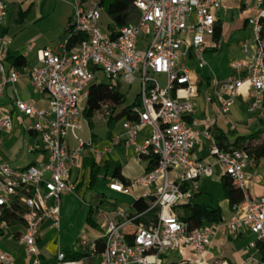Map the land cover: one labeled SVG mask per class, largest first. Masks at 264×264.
Segmentation results:
<instances>
[{
  "label": "built area",
  "instance_id": "built-area-1",
  "mask_svg": "<svg viewBox=\"0 0 264 264\" xmlns=\"http://www.w3.org/2000/svg\"><path fill=\"white\" fill-rule=\"evenodd\" d=\"M224 1L134 0L135 22L105 35L99 24L104 12L100 0H74L68 35L60 50L39 51V65L28 71L31 85L43 91L48 108L15 101L18 111L34 119L31 130L47 152V161L23 169L0 163V221L7 225L5 219H23L20 241L32 257L29 264H41L36 244L39 227L45 220L59 225L61 199L75 192L72 173L81 168L83 156L98 158L110 153L121 140L132 148L137 163L155 160L156 164L129 185L112 180L108 188L127 196L131 187L139 186L143 189L139 198H151L150 206L141 213L115 203L95 207L93 213L104 229L101 237L78 240V248L85 255L81 259H68L58 250L55 264H85L86 258L94 257L98 260L93 264L204 263L213 245L211 234L204 227L190 230L176 208L194 198L200 179L213 174L212 166L203 164L194 154L202 139H212L214 120L196 118V88L189 63L203 68V55L213 46L210 40L216 15ZM6 17L7 5L0 0V28ZM247 23L252 30V45L242 44L244 58L232 60L229 76L221 82L214 80L213 87L220 115L229 112L246 87L247 113L264 119V8L250 13ZM73 36L78 41L67 49V41ZM6 57L0 36V101L6 85L14 84L19 77L18 71H7ZM99 72L112 87L137 84L139 100L126 109L120 121L122 133L105 151L94 147L90 137L79 135L88 91ZM112 108L104 104L96 114L109 118L118 111ZM144 128L148 134L138 144ZM11 129L12 117L0 104V132L9 133ZM69 137L75 145H70ZM212 154L222 164L223 175L243 197L232 207L224 229L232 234L248 229L256 240L264 239V186L257 197L248 190L246 168L253 163L252 158L245 150L224 152L216 144ZM250 246L254 248L255 242ZM190 254L193 260L185 258ZM0 264H13L10 255L0 253Z\"/></svg>",
  "mask_w": 264,
  "mask_h": 264
},
{
  "label": "crops",
  "instance_id": "crops-1",
  "mask_svg": "<svg viewBox=\"0 0 264 264\" xmlns=\"http://www.w3.org/2000/svg\"><path fill=\"white\" fill-rule=\"evenodd\" d=\"M246 3L248 8L245 7ZM32 6L33 4L26 8L24 14L20 10V15L22 14L23 18L19 15L12 25L8 23L7 13L4 26L0 28V36L4 41L7 57L9 55L21 56L25 61L23 66L16 67L6 60L7 71L16 70L19 77L14 84L6 85L0 101L1 107L8 111L12 117L11 131L9 133L0 132V163H9L16 169H23L47 161V152L42 149L39 137L31 130L34 119L18 111L15 101L21 100L34 105L36 108H48V100L45 94L31 85L28 71L39 65L37 58L39 51L46 48L60 50L68 35L70 22L69 20L67 26L64 27L61 24L59 27L40 31L36 24L42 17L35 14L26 17ZM260 6L261 4L258 5L256 0H225L221 10L216 15L217 23L221 24L222 28L219 41L210 40L213 46L203 55V68L199 69L194 62L189 63L193 71L192 81L196 88V95L193 98L196 118L202 120L205 117H210L214 120V127L211 130L212 139H202L194 148L197 159L205 165L212 166L213 174L210 177L200 179L199 191L194 196L193 201L196 205L204 206L207 209L219 208L222 216L221 222L204 227L211 234L213 245L206 253L203 264H216L222 261L227 264H264L257 247L250 246L256 241L255 235L248 229L232 234L223 227V224L231 217L232 207L225 198L221 182L224 176L223 166L212 154L213 145L216 144L215 135L218 134H222L229 143L234 142L237 138L255 133H259L257 142L264 141V119L247 113V88L245 87L242 95L235 99L229 112L226 115H220L213 87L214 80L221 82L229 76L232 60L244 58L242 44L246 43V38L243 36V32L250 30L252 36L247 17L250 13L256 14L257 9L261 8ZM248 9L249 12H247ZM241 96L244 98L241 104V109L244 111L243 117L240 116L239 109L233 110L237 99ZM117 123H119L117 130L108 132L105 140H98L93 133L85 139L90 137L94 147L99 151H105L112 145V141L122 133L120 121ZM82 132L83 129L79 135ZM147 134L148 129L144 128L137 139V143L140 144ZM68 140L70 145H75L71 137ZM123 146L127 161L133 160L141 168L136 177L147 171L148 161L143 160V162L137 163L132 148L126 147L124 140H121L119 145L113 148L110 153L98 158L83 156L81 168L72 173V179L76 183L75 192L66 194L61 199L59 225L54 226L50 220H45L39 227L36 244L39 249L41 264H55L58 250L65 254L66 251L81 254L78 248V240L82 237L90 241L101 237L104 229L99 225L100 222L93 213L95 207L103 208L108 204L112 206V203L118 205L129 200L134 201L140 197H135L131 193L127 196L117 194L109 190L108 184L110 182L101 179L97 181L92 191L88 188L90 170L88 166L84 165V160L93 158L97 165H102L109 156L121 166L120 154L116 150L123 148ZM246 173L249 180L250 195L252 197L259 196L262 192V186H264V159L253 161L246 168ZM123 177L127 181L126 185H129L131 180ZM80 189L90 191L89 202L80 200L77 194ZM88 219H91L96 225L95 228L88 224ZM9 221L7 225H3L0 221V253L9 254L13 264H29L32 257L20 241V235L24 231V223L23 221H14V219ZM177 258L179 259V257ZM185 258L194 259L191 254ZM93 259L95 261L92 262L90 261L91 258H86L84 263L93 264L98 260L96 257Z\"/></svg>",
  "mask_w": 264,
  "mask_h": 264
},
{
  "label": "trees",
  "instance_id": "trees-1",
  "mask_svg": "<svg viewBox=\"0 0 264 264\" xmlns=\"http://www.w3.org/2000/svg\"><path fill=\"white\" fill-rule=\"evenodd\" d=\"M134 0H100V4L104 9V13L112 22V26L109 27L111 32H114V29H119L124 26L131 25L135 22L137 18V11L133 8ZM221 24L216 23L215 33L212 36L214 42H218L221 36ZM77 38L70 37L67 41V49L73 47ZM7 62L12 63L13 66L21 67L24 65L25 61L21 56L9 55L6 58ZM94 71L97 68H93ZM125 97L122 93L118 91V87H112L109 83L102 82L96 79L89 88L88 97L85 102L84 109V118L91 125L92 117L100 112L104 104L109 103L113 106V111L117 110V113L112 115L108 119V124L112 125L115 122H119L122 119V116L126 114V109L130 106H124ZM138 96L134 99V103H138ZM259 133L251 134L248 136L237 138L234 142L229 143L222 134L215 135L216 146L224 151L229 152L232 150L242 149L248 152L249 156L253 161L264 159V141H258ZM156 161L149 160L147 164V170L155 167ZM84 165L89 167V189H93L95 184L99 179L107 182L112 180H119L124 184H127L126 179L117 171L120 167V164L117 161L108 158L103 162L102 165H97L93 158H86L84 160ZM222 186L224 190L225 198L228 200L230 207L240 203L242 201L241 191L232 185L231 179L224 175L222 177ZM152 199H143L137 198L133 201L131 209H134L136 212H144L150 206ZM183 209L182 213H177L179 218L188 225L190 230L203 228L209 224H217L221 222V210L218 209H207L204 206L196 205L192 200H189L187 203L177 207L176 209ZM20 214L23 213V210L19 211ZM7 222H10L8 219H5ZM14 221H23L21 217L14 219ZM88 224L95 228L96 225L88 219ZM255 246L257 247L261 260L264 262V239L256 240ZM100 245L98 244V249L100 250ZM68 259H81L85 257L84 254L71 253L66 251Z\"/></svg>",
  "mask_w": 264,
  "mask_h": 264
},
{
  "label": "rangeland",
  "instance_id": "rangeland-1",
  "mask_svg": "<svg viewBox=\"0 0 264 264\" xmlns=\"http://www.w3.org/2000/svg\"><path fill=\"white\" fill-rule=\"evenodd\" d=\"M7 5V13H8V23L9 25L14 24V21L19 17L20 10L21 13L24 14L25 9L28 8L31 4H33L32 9L29 13L26 14V17H31L32 15L42 17L41 20L36 24L37 28L40 31H45L50 28L59 27L61 24L67 26V22L71 19L73 15V2L74 0H3ZM85 2H95L99 0H82ZM261 8H264V3L261 4ZM22 14L20 15L22 18ZM244 18V17H242ZM101 26V32L105 35H111V31L109 29L112 26V22L107 17V15L102 12L101 20L99 22ZM243 36L246 38V43L251 46L252 45V36L250 30H245L243 32ZM97 79L106 82L105 78L101 75V73H97ZM161 81V85H162ZM118 91L122 93L125 97L124 106H131L134 102L138 94L137 84L132 85L131 87L120 86ZM244 101V98L241 96L237 99L236 106L234 109H239V114L241 117L244 116V111L241 109V104ZM240 106V107H239ZM103 113L95 114L91 119V125L85 119L82 121V129L83 132L80 134L82 138H86L93 133L98 140H105L108 132H115L119 126V123L115 122L112 125H109L107 122V118L103 117ZM116 152L120 154L121 158V166L117 170L121 175L127 177L130 182L140 173L141 168L135 164L133 160L127 161L125 157V149L124 146L121 149H117ZM99 184V183H98ZM100 185V184H99ZM101 186V185H100ZM92 191V190H91ZM143 189L139 186H135L130 189V193L135 196H141ZM89 190L80 189L78 191V196L82 202H89ZM133 201L129 200L126 202H122L118 204L122 208L131 207ZM183 209L178 208L176 212L182 213ZM101 225V222L99 223ZM90 261H95V259L91 258Z\"/></svg>",
  "mask_w": 264,
  "mask_h": 264
}]
</instances>
